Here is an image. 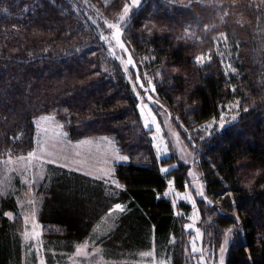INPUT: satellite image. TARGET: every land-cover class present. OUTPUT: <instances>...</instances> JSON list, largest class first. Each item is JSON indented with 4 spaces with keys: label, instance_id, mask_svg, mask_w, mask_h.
<instances>
[{
    "label": "trees",
    "instance_id": "16d2710c",
    "mask_svg": "<svg viewBox=\"0 0 264 264\" xmlns=\"http://www.w3.org/2000/svg\"><path fill=\"white\" fill-rule=\"evenodd\" d=\"M92 1L113 18L127 0ZM166 4L142 0L122 34L136 56L167 67L157 89L182 124L216 117L223 102L239 100L237 118L193 147L208 200L198 198L197 206L202 219L213 214L217 236L233 226L225 264H264V0H190L171 17ZM149 17L155 24L145 26ZM191 17L209 27L198 36L182 33ZM107 52L75 0H0V154L30 150L35 117L55 109H66L70 139L112 135L129 156L115 165L119 188L50 167L38 215L48 262L67 264L53 256L75 252L88 239L106 261L131 264L135 251L155 242L169 251L171 264H187L182 252L190 207L178 200L175 212L164 196L166 176L153 157L137 99ZM224 58L234 73L227 74ZM186 134L181 130L192 146ZM168 174L176 188H185L187 164L178 162ZM115 203L125 210L93 233ZM21 227L13 194L0 193V264H19ZM214 240L217 246L220 238Z\"/></svg>",
    "mask_w": 264,
    "mask_h": 264
},
{
    "label": "rangeland",
    "instance_id": "374dc122",
    "mask_svg": "<svg viewBox=\"0 0 264 264\" xmlns=\"http://www.w3.org/2000/svg\"><path fill=\"white\" fill-rule=\"evenodd\" d=\"M101 1L107 4L110 0ZM141 1L127 0L123 4L122 10L110 18L106 17L101 7L92 0H75L85 18L91 23L92 29H95L100 35L107 48V54L119 63L129 87L137 99V112L142 125L149 130L153 157L158 163L160 173L166 176L167 186L164 196L171 199L175 212L179 213L176 208L178 200L185 201L190 207L184 225L187 238L184 243L185 247H183L184 253L182 252L188 260L187 264H225L228 246L233 236V226L220 229L218 231L219 236H217V232L214 233L213 230V214H208L205 219L200 217L197 199L203 198L207 202L208 200L205 199L204 180L197 166L198 156L193 147L198 144L197 140L205 139L237 118L240 113L239 100L232 98L223 102L216 117L190 126L182 124L177 112H175V116L172 114L165 99L161 97L157 89V85L166 79L167 67H153L150 64V58L145 54L136 56L122 34L128 19L127 16L140 5ZM163 1L167 3L169 17L179 10L181 12L182 8L190 3V0ZM125 9H127V13H125ZM121 16L124 17L123 20H120ZM150 18L145 20V26L148 22L155 24V21ZM208 24L209 22L201 23L196 18L191 17V22H188L187 28L182 33L198 36L203 29L209 27ZM108 25L115 26L110 28ZM225 58L223 62H225L227 74L228 72L234 73L235 69L230 66V62ZM129 59L133 63L130 64ZM202 61L204 60H201L200 57V62ZM65 112L66 109H55L35 117L34 144L30 150H9L0 154V193L21 192L18 198L22 204L21 213L25 215V230L22 236L24 241L20 243L19 264H51L46 258L44 243L41 241L42 225L36 217V210L24 209L29 205L33 207L34 204L36 208L39 207L43 198V190L48 183L46 179L44 181L43 177L45 173L49 177L51 166L65 164L63 167H73L75 170L87 171L91 175L106 176L105 178L110 180L115 175L113 163H127L129 161V156L121 152L117 145H115L117 146L115 150L112 144L111 149H109L110 147H102L97 144L98 142L93 141L96 138L106 136L109 137L107 138L108 141L115 143L114 137L110 134L70 139L63 125L64 120H68L64 115ZM189 122H193V120ZM181 130L187 133L186 136L192 146L182 137ZM68 143L72 145L71 150H68ZM121 156L127 157V160H120L119 157ZM178 162L187 164V179L184 189L176 188L172 176L168 174L170 170L177 167ZM163 168L168 169V171L162 172L161 169ZM115 179L118 184L116 176ZM117 184L111 185L117 188ZM200 192H203L202 196L199 195ZM9 213L11 212L7 211V214ZM119 214L120 211H112L108 218L119 216ZM22 229L23 219L20 230ZM215 237L220 238L217 246L214 245ZM77 249L80 250L79 253ZM146 252L151 253V255H143ZM53 258H57L54 261L56 263L68 262L67 264H78L83 259L86 260L87 264H121L120 262L106 261L100 255L99 247L89 241L77 244L75 252L58 253ZM130 260H132L131 264H171L169 251L158 250L155 242L149 247L135 251Z\"/></svg>",
    "mask_w": 264,
    "mask_h": 264
},
{
    "label": "crops",
    "instance_id": "0c3cea01",
    "mask_svg": "<svg viewBox=\"0 0 264 264\" xmlns=\"http://www.w3.org/2000/svg\"><path fill=\"white\" fill-rule=\"evenodd\" d=\"M107 138H109V137H106V136H102V137H99V138H96V139H94L93 141H95V142H98L97 144L98 145H100V146H102V147H105V148H107V147H110L109 149H111V144H112V146L115 148V150H116V147L117 146H115L116 144L113 142V141H108L109 139H107ZM111 138V137H110ZM108 143V144H107ZM71 143H68V150H71V146L72 145H70ZM116 155H117V152H116ZM118 163H121V162H114L113 164L114 165H116V164H118ZM57 165V164H56ZM63 165H65V164H63ZM63 165H57V166H60V167H63ZM63 168H65L66 170H68V171H76V172H79V173H81V174H84V175H87V176H90V177H93V178H98V179H101V180H103L105 183H107V184H109V185H111V184H117V182L115 181L116 179H115V175H114V171H115V168H114V171H113V175H114V177H112V178H114V180H109V179H107V178H105V177H102V176H100V175H91L89 172H87V171H81V170H75V169H73V167H66V166H64ZM48 178L49 177H47V174L45 173L44 174V177H43V179H44V181H45V179H46V181H48ZM44 188V187H43ZM43 188H42V190H43ZM45 190V189H44ZM44 190H43V192H44ZM20 193L21 192H16V191H14V193H11L10 191H8V192H6V193H4V194H2L3 196H9V195H11V194H13V198H14V201H15V203H16V207H17V213L20 215V216H22L23 215V229L20 231V234H19V239H20V243L21 242H23L24 240H23V238H22V236H23V232H24V230H25V221H24V217H25V215L24 214H22L21 213V206H22V204H21V202H20V199L18 198L19 197V195H20ZM43 194V193H42ZM42 200H43V198L41 199V202H40V205H39V207L38 208H36V205L34 204L33 205V207L31 206V205H29V206H27V207H24V209H27V210H29V209H35L36 210V217H37V219H38V221H39V223L41 224V225H43L42 224V222L39 220V210H40V208H41V205H42ZM115 204H117V203H115ZM115 204L108 210V212L106 213V215L105 216H103L100 220H99V222H98V224L94 227V229H93V233L94 232H102V229H104V227H106V225L107 226H109L110 224H109V222H110V218H108V216L111 214V209H114V206H115ZM123 206V205H122ZM6 215L8 216V217H10V218H12L13 217V213H9V214H7V212H6ZM87 240L88 239H86V240H83L82 242H87ZM41 241L43 242V231H42V227H41ZM25 242H27V241H25Z\"/></svg>",
    "mask_w": 264,
    "mask_h": 264
},
{
    "label": "snow or ice",
    "instance_id": "6c2138e0",
    "mask_svg": "<svg viewBox=\"0 0 264 264\" xmlns=\"http://www.w3.org/2000/svg\"><path fill=\"white\" fill-rule=\"evenodd\" d=\"M125 11V13H127V9H125L124 10ZM124 19V17L123 16H121L120 17V20H123ZM115 25H108V27H114ZM121 47H123V45L121 44ZM198 59H200V58H198ZM130 64L131 63H133L132 61H131V59H129V61H128ZM141 86H143V85H141ZM30 156L32 155L31 153L29 154ZM119 159L120 160H127V157H124V156H121V157H119ZM161 171L162 172H167L168 171V169H166V168H163V169H161ZM116 187L117 188H119L120 187V185L119 184H117L116 185ZM199 195H203V192H200L199 193ZM125 209H124V207L121 205V204H119V203H117V204H115V206H114V209H111V211H120V212H123ZM231 231V230H230ZM79 249H77V252L79 253ZM222 251H223V249H222ZM143 255H145V256H149V255H151V253H149V252H146V253H143Z\"/></svg>",
    "mask_w": 264,
    "mask_h": 264
}]
</instances>
